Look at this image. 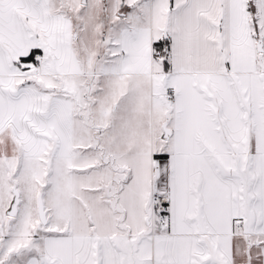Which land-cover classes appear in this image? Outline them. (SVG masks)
<instances>
[{
	"label": "snow or ice",
	"instance_id": "6c2138e0",
	"mask_svg": "<svg viewBox=\"0 0 264 264\" xmlns=\"http://www.w3.org/2000/svg\"><path fill=\"white\" fill-rule=\"evenodd\" d=\"M0 264H264V0H0Z\"/></svg>",
	"mask_w": 264,
	"mask_h": 264
}]
</instances>
